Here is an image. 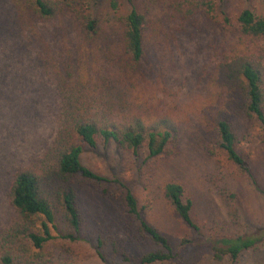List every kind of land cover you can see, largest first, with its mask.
<instances>
[{"label": "rangeland", "instance_id": "374dc122", "mask_svg": "<svg viewBox=\"0 0 264 264\" xmlns=\"http://www.w3.org/2000/svg\"><path fill=\"white\" fill-rule=\"evenodd\" d=\"M73 1L81 12L99 18L102 37L84 40L72 14L20 23L12 7L0 0V231L17 216L10 203L17 166L39 154L52 138L60 102L56 77L69 67L89 82L92 92H121L129 104L154 115L168 113L178 121L182 138L177 156L149 161L112 143L85 147L83 163L112 182L79 188L84 220L79 238H65L73 231L59 215L44 264H127L124 252L137 262L159 250L139 234L137 220L128 213L126 188L137 198L144 220L173 248L175 257L159 264H230L228 258H215L220 239L264 227V132L256 122L238 119L239 149L251 163L250 179L215 149L205 126V113L219 92L205 68L212 65L210 45L218 38L224 46L228 33L200 14V29H193L192 36L178 31L176 19L167 16L173 15L172 5L185 0H133L151 20L149 59L138 72L127 73L120 61V17L131 9L129 0ZM197 1L210 4L211 14L222 22V9L233 19L247 7L264 15V0ZM26 45L30 48L24 49ZM43 53H62L65 66L47 72L37 64ZM171 181L182 184L193 201L200 231L186 226L166 199L163 188ZM237 264H264V243L244 252Z\"/></svg>", "mask_w": 264, "mask_h": 264}, {"label": "trees", "instance_id": "16d2710c", "mask_svg": "<svg viewBox=\"0 0 264 264\" xmlns=\"http://www.w3.org/2000/svg\"><path fill=\"white\" fill-rule=\"evenodd\" d=\"M225 0H220L224 3ZM12 7L19 22L54 21L66 14L76 18L84 40L102 37L99 18L83 13L73 0H3ZM131 9L120 17L121 64L127 73H136L149 59L147 31L151 20L129 0ZM206 2L185 0L172 5L177 30L191 35L200 29L198 16L228 33L224 46L219 39L210 45L212 65L207 78L219 88L214 103L204 116L205 126L213 136L214 147L240 172L254 179L251 163L240 151L238 119L256 122L264 132V15L247 7L236 18L221 10L223 22L211 14ZM11 14V13H10ZM17 22L18 24H20ZM21 25V24H20ZM156 28V27H154ZM153 29V27H152ZM155 32L156 29H155ZM26 45L24 49H29ZM50 56L39 54L37 62L44 70L64 67L62 53ZM70 58V57H69ZM56 77L60 96L56 126L51 140L39 154L18 165L10 190V203L16 219L0 231V264H44L46 247L53 240V230L58 226V216L64 215L68 228L66 235L72 241L79 238L83 225L80 210L79 188L112 182L95 172L82 161L85 147L97 148L100 144H115L121 150L145 161L177 156L181 145V127L168 113L152 114L139 105L129 104L124 93L106 95L92 92L89 82L69 67ZM114 182L125 186L120 180ZM126 188V187H125ZM128 213L138 222V232L160 249L143 255L134 262L122 254L127 264H159L172 260L173 248L166 236L143 218L135 195L126 188ZM164 195L178 217L191 229L200 231L193 217V201L184 186L171 181L164 185ZM186 242H182L184 245ZM264 243V227L254 233L225 236L215 249V258H228L237 264L240 256ZM104 258V257H103Z\"/></svg>", "mask_w": 264, "mask_h": 264}]
</instances>
